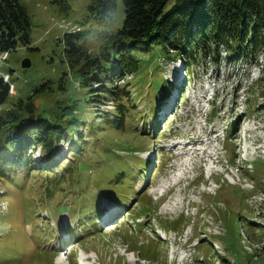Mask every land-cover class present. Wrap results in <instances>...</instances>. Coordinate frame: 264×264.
Listing matches in <instances>:
<instances>
[{"label":"rangeland","instance_id":"374dc122","mask_svg":"<svg viewBox=\"0 0 264 264\" xmlns=\"http://www.w3.org/2000/svg\"><path fill=\"white\" fill-rule=\"evenodd\" d=\"M18 1L30 16V42L18 41L6 60L0 62V70L9 73L14 85V92L1 109L6 112L12 108L18 117L17 124L23 125L25 116H21L15 102L24 101L25 105L28 97L41 89L30 106L38 115L27 119L34 123V118L42 114L49 123L61 128L62 136L71 134L68 138L54 134L58 138H54L52 146L50 137L49 141L23 144L32 165L26 167L23 161L13 165L5 180H0V264H81L77 254H85L87 264H264V43L247 60L226 58L224 47L217 57L202 54L190 68V75L179 56L173 58L162 48L141 49L134 52L136 67L117 81L125 92L122 100L120 96L104 98L93 81L84 87L77 67L70 66L63 53L64 34L74 33L93 53L101 52L99 48L105 41H101L102 34L117 30L124 19L123 0H117L108 25H103L91 11L90 0ZM176 1L168 0L164 10H170ZM111 45L115 50L125 48L120 43ZM125 49L132 55V47ZM24 58H30V67L21 66ZM157 76L168 81L166 91L156 90L160 88ZM177 89L184 90L186 97L179 102L174 123L163 125L166 136L176 135L175 140L198 149L194 152L187 146L181 148V143L167 151L170 144L162 143L167 139L158 137L159 150H153L149 139L155 136L151 113L158 112L163 120L167 112L174 111ZM94 92L100 100H92ZM165 100L168 102L163 108ZM236 119L230 126L234 132L228 135V141L219 145L215 142L216 147H221L215 154L214 136ZM14 122L3 126L6 129L2 140L8 144L16 138L10 136L12 133L24 130L23 126L15 127ZM206 137L211 138L210 144ZM5 144L0 149L11 161L17 145ZM77 145L80 150L74 152ZM9 148L13 150L10 152ZM160 151L169 162L159 169L152 183H147L148 189L138 202L129 198L128 205L115 206L103 197L97 199L101 189L109 193L119 191L115 184H109L110 180L124 176H119L116 169L119 157L126 158V173L134 160L150 159ZM4 159L2 156L6 167ZM59 176L71 185L66 188L58 181ZM134 176L141 188L142 175L135 172ZM52 184L57 188L64 186L60 191L55 189V194L67 193L60 201L65 211H70L72 198L84 185L81 190L85 197L90 202V197H96L100 206L102 201L115 217L105 218L101 232L88 234L82 243L76 238L64 241L68 236L62 232L69 225V216L64 212L59 222L57 218H47L44 214L49 215L50 209L46 206L40 222L35 213L27 216L34 226V234L27 238L20 227L24 214L18 216V202H28L34 210L40 209L45 194L42 193ZM53 203L54 200H47L56 211ZM122 211L136 215L130 217L132 225L120 221ZM48 227L54 230L53 236L40 233L45 239L41 242L38 229L44 233ZM140 228L151 232L150 238L161 240L145 244L147 235ZM135 229L139 234L134 233ZM27 230L29 233V225ZM37 240L38 249L34 246ZM11 241L18 245L16 253L4 258ZM51 247L57 249L51 250L53 253L45 250Z\"/></svg>","mask_w":264,"mask_h":264},{"label":"trees","instance_id":"16d2710c","mask_svg":"<svg viewBox=\"0 0 264 264\" xmlns=\"http://www.w3.org/2000/svg\"><path fill=\"white\" fill-rule=\"evenodd\" d=\"M55 1L65 2V0ZM167 2L168 0H123L124 19L121 26L117 30L112 31V33L106 32L102 34L100 37L101 41H105L101 43L102 46L99 48V51H102L97 54L89 50V45L85 44L86 42L78 41L74 33H65L63 53L70 66L77 67V71L79 75H81L82 85L87 87V85H90L93 81L96 86L99 87L100 92L98 93H100L102 97H112L115 99V97L120 96L122 100V95H124L125 92H123L124 90L117 84V81L120 79L122 80L126 72H130L136 67L134 57V52L136 51H140L141 49H149L152 51L154 48H162L170 55L173 54V58L179 56L187 67L188 74L190 75V68L202 54L204 56L212 53L213 57H217L221 47H224V49L227 50L226 58L237 59L242 57L247 60L254 55L255 51L264 43V0H203L201 2L177 0L170 10H164ZM116 5L117 0H90L89 8L96 14V17L103 25H108L110 13L114 10ZM18 41L23 43L30 42V16L25 7L18 0H0V52L7 51L9 53V50L16 47ZM112 43H120L122 47L127 49L132 47V55L130 51H127L125 48H123L122 51L115 50L111 45ZM189 75L188 77H190ZM158 77L159 76H157V81L160 88H156V90L160 89L161 91H166L168 81L163 78L160 80V77ZM10 84V75L8 80H4L3 77L0 76V146L6 143V141L2 140L4 130L6 129L3 128L5 123L13 125V120H16V122H14L15 127L23 126L24 130H22L21 133H12L10 136L15 135V140L11 141L9 144H5L7 147L9 145H17L16 147L14 146L17 151H15L16 153L13 152V160H8V156L0 149V180H5L4 177L9 175L7 171L13 165H21L20 162L22 161L25 163L24 165L26 167L32 165L29 159L30 154H28L27 151L24 153L26 146L22 147L23 144H29L30 141H34L35 143L49 141L48 139L50 137L52 139V146L55 143L54 138H68L71 134L67 133L62 136L63 131L58 125H53L49 123L48 118L42 117L40 112L45 106L39 111V117L34 118L36 119L34 123L31 119L28 120V117H33L36 114L34 110L28 112L25 109L24 101L15 102L22 111L21 116H25L22 117L25 123L22 122L23 125L17 124L18 117L17 114L12 111V108L6 112H3L1 109V105L11 94ZM152 85L153 83H151L149 87L151 88ZM36 93L35 95L32 94L29 96L28 100L32 101L36 99V96L41 93V89H37ZM92 95V100H100V98L96 96L98 95L97 92L91 94V96ZM41 97L43 98L44 95ZM35 101L40 100L38 99ZM124 106V114L126 115L125 111L127 107L126 105ZM61 116L62 114L59 117ZM54 128H56V130ZM54 134H57L58 137H54ZM22 135H26L27 138ZM5 137L8 138V136ZM19 147L22 148L19 149ZM77 148L78 145L73 151L76 152L80 150ZM9 149L10 152L13 150L12 148ZM47 150L48 149L45 148V151ZM49 155L50 154H48V156ZM95 155L98 156L100 154L98 153ZM106 155V152H104V158L108 159ZM2 156L5 157L4 162L8 164L6 167L4 166ZM125 160L126 158L119 157L115 162L117 166L116 169L117 171L119 170V176L126 175ZM131 165L132 171L144 167L145 162L139 158L133 161ZM101 173L104 174L105 172ZM54 174V179H57L56 173ZM57 174L60 175L59 171ZM98 175H100V173ZM58 181H62V184H64L66 188L72 183L62 180L60 176ZM9 183L11 182L9 181ZM82 186L84 185H81V189ZM53 187L54 189H52ZM59 188L54 184L48 186L45 190L47 197L50 194L53 196L55 194V189H59V191L64 189V186ZM81 189H79L80 196L78 201H82L81 194L84 196L83 199L86 200L85 194L82 193L83 191ZM14 190L16 191V189ZM66 194L67 193L55 194L56 196L53 198L54 209H64V207L60 205V201ZM90 198L92 201L95 200V197ZM26 203L28 202H18V205L20 204L17 213L18 216L22 214L25 216V213L28 215L34 213V208ZM24 216L22 220L19 221L22 230L25 222L23 221ZM26 235L27 234H25V236ZM150 242L154 243L153 240H150L148 244ZM9 243H11L8 245L11 251L5 252L3 255L4 258H11L13 254L16 253L15 249L18 245L14 241ZM34 246H39L38 240L34 242Z\"/></svg>","mask_w":264,"mask_h":264},{"label":"water","instance_id":"95a60500","mask_svg":"<svg viewBox=\"0 0 264 264\" xmlns=\"http://www.w3.org/2000/svg\"><path fill=\"white\" fill-rule=\"evenodd\" d=\"M31 64H32V62H31L30 58H24V59L22 60L21 66H22L23 68H28V67L31 66ZM31 102H33V101L28 100L27 103H25V109H26L28 112H31V111L33 110L32 107L30 108V106H31V104H32Z\"/></svg>","mask_w":264,"mask_h":264},{"label":"built area","instance_id":"2783aa9c","mask_svg":"<svg viewBox=\"0 0 264 264\" xmlns=\"http://www.w3.org/2000/svg\"><path fill=\"white\" fill-rule=\"evenodd\" d=\"M7 55H8L7 51L6 52H0V62L6 60V56ZM0 74L3 77L4 80H8V78H9V74L8 73H4L3 71L0 70ZM13 90H14L13 84H10V91L14 92Z\"/></svg>","mask_w":264,"mask_h":264},{"label":"bare ground","instance_id":"6f19581e","mask_svg":"<svg viewBox=\"0 0 264 264\" xmlns=\"http://www.w3.org/2000/svg\"><path fill=\"white\" fill-rule=\"evenodd\" d=\"M178 71H179V69H178ZM5 73V72H4ZM180 141H178L177 143H175L176 145H179L180 143H179ZM156 160V159H155ZM154 162V161H153ZM153 165H154V163H153ZM114 225H116V224H114ZM114 227V226H113ZM113 229H115V228H112L111 230H113ZM107 230H110V229H107ZM88 262V261H87ZM91 264V263H90Z\"/></svg>","mask_w":264,"mask_h":264}]
</instances>
